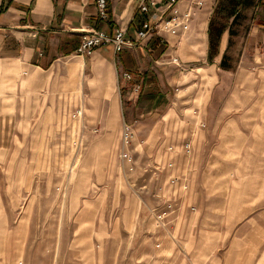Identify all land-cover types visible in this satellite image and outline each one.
<instances>
[{"label":"rangeland","instance_id":"374dc122","mask_svg":"<svg viewBox=\"0 0 264 264\" xmlns=\"http://www.w3.org/2000/svg\"><path fill=\"white\" fill-rule=\"evenodd\" d=\"M124 1L133 9L132 2ZM157 1L152 33L142 43L122 48L147 46L155 62L149 61L152 66L142 72L123 70L129 80L116 71L113 90L120 117L108 151L92 149L100 128L98 123L88 125L87 107L78 103L84 88L77 87L72 104L64 101L54 109L55 103L45 97L53 96L51 88L42 92L32 86L8 87L0 79V264H196L195 246L180 242L200 216L201 198L191 178L194 181L201 171L199 160L217 154L218 144L240 146L264 139V52L243 51L247 29L243 22L223 51L228 69L215 63L216 56L209 63L192 55L196 38L187 43V28L174 34L166 31L163 24L171 15L164 7L168 1ZM220 2L214 0L215 9ZM92 3L95 18L102 26L108 24V0L104 19ZM193 4L188 0L182 8L176 4L172 8L187 12L190 20L194 8L201 6ZM198 13L202 18L206 10ZM136 14L143 16L142 22L143 13L133 11L132 16ZM134 31L126 37L124 30V38L133 39ZM93 32L108 34L104 28L82 32L75 54L88 55L110 45L116 62L122 49L115 52L110 43L78 51L81 37ZM170 34L175 35L174 42L167 40ZM34 95H43L41 105L15 99ZM67 97L65 93L62 100ZM243 111H254L255 119H241ZM189 135L192 156L186 142ZM173 145L180 151H174ZM169 153H177L174 161ZM225 158H229L226 153ZM205 169L211 174L215 168ZM223 169L224 175H230L239 174L240 168ZM171 178H175L172 183ZM218 197L227 198L226 187ZM168 203L173 211L156 219ZM257 221L264 223L260 216Z\"/></svg>","mask_w":264,"mask_h":264},{"label":"crops","instance_id":"0c3cea01","mask_svg":"<svg viewBox=\"0 0 264 264\" xmlns=\"http://www.w3.org/2000/svg\"><path fill=\"white\" fill-rule=\"evenodd\" d=\"M92 2L0 0V79L1 84L8 87L32 86L37 90L40 88L42 92L45 87L51 88L53 96L45 97L46 101L50 102L51 99L55 103L54 109L58 104L60 109L64 101L69 105L76 101L77 87L81 86L84 89L78 96V103H85L87 107L85 114L91 123L88 125L96 126L98 123L100 128L99 138L91 142L92 149L108 151L111 136L117 133L119 127L120 109L113 90L117 80L116 71L142 72L152 66L149 61L153 64L155 61L147 53L151 52L147 46L122 49L115 56L116 62L111 57L110 45L97 47L88 55L75 54L82 32L104 28L106 33L111 34L117 29H124L126 37H131L133 29L139 27L143 18L138 14L132 16V6L124 0H108L110 19L108 24L102 26L94 16ZM213 2L202 0L199 9L194 8L192 12L193 17L186 31L189 33L188 44H192L195 38L197 40V46L191 48L194 49L191 50L192 55H199L209 63L216 56L215 63L218 64L227 47L229 26L231 38L236 35L237 28H242L243 22L247 28L243 51L250 49L253 54L264 52V0H221L216 9ZM175 4L180 9L188 4V0H177ZM202 8L206 14L201 18L198 12ZM217 9L224 14L218 15L215 12ZM234 14L235 22L230 25ZM174 36L170 34L167 40L174 42ZM212 66L215 67L214 64ZM65 93L68 97L62 100ZM43 95L17 96L15 99H20V103L24 99L35 101L39 106ZM9 99L11 102L12 98ZM130 113L131 107L127 109V114ZM239 116L244 120L255 119V112L243 111ZM7 125L9 127V123ZM261 130L264 131V128ZM235 134L239 139L243 136L238 130ZM252 135L256 137L255 133ZM190 137L186 142L192 147ZM218 146L215 149L217 154L199 160L201 171L197 172L194 181L191 178L192 187L201 198L200 216L190 225L180 242L183 245L191 242L195 246L193 262L196 264H264V223L261 221L260 225L257 221L259 216L264 221V169H251L264 168V139L254 140L249 145ZM173 147L174 151H180V148ZM191 150L192 156L193 147ZM176 155L169 153L168 157H173L174 161ZM208 166L215 168L211 174L205 173ZM227 167L229 171L240 168L239 174L224 175L226 170L223 168ZM224 187L227 189L226 199L218 197V191ZM203 200H206L208 207L206 217ZM245 215L252 217L244 219ZM234 224L238 225L233 227Z\"/></svg>","mask_w":264,"mask_h":264},{"label":"built area","instance_id":"2783aa9c","mask_svg":"<svg viewBox=\"0 0 264 264\" xmlns=\"http://www.w3.org/2000/svg\"><path fill=\"white\" fill-rule=\"evenodd\" d=\"M96 7H97V15L104 19L106 17V10L105 5L107 3V0H94ZM128 2H132L134 4L133 11L143 13L145 16L144 20L141 22L140 27L134 29L133 32L134 38L133 39H126L124 38V30L117 29L115 32L111 34H105L103 32H93L91 34L82 36V41L80 43V46L78 47V51H91L92 48L100 46L105 43H110L112 45L113 51H119L123 47L130 48L135 45L136 42L142 43L144 41V38L147 37L150 33L153 31L154 22L156 18V14L154 12L155 7V0H127ZM168 2L164 5L165 10L170 9V17L168 20L163 24V28L174 34L176 31L181 29L188 28L189 23V14L187 12H178L175 8H172V6L175 4L177 0H167ZM156 2H158L156 0ZM191 4L195 3L196 6H200L202 3V0H189ZM193 4V5H195ZM164 10V11H165ZM163 13V12H161ZM160 18V16H158ZM120 78L129 80L130 75L126 71H120L119 73ZM138 89V86H134L133 90L136 91ZM185 154L189 153V147L188 144L184 145ZM121 156H123L121 154ZM175 178H171L170 182H174ZM173 211V204L168 203L165 205V208L157 213L155 218H164L167 217L171 212Z\"/></svg>","mask_w":264,"mask_h":264},{"label":"trees","instance_id":"16d2710c","mask_svg":"<svg viewBox=\"0 0 264 264\" xmlns=\"http://www.w3.org/2000/svg\"><path fill=\"white\" fill-rule=\"evenodd\" d=\"M235 19H236V14L233 15L232 20L230 22V25H232L235 22ZM230 31L231 30H230V26H229V29H228V35H229V37H228V39L230 38V35H232V33ZM219 33H220V31L218 30L217 31V34L219 35ZM228 45H229V40H227V47H228ZM227 47H226V49H227ZM209 57L210 56H208L207 58L210 59ZM225 60H226V54L223 52L222 55H221V58L219 60V63H218V66L220 68H222V69H228L229 68V64H227V62Z\"/></svg>","mask_w":264,"mask_h":264},{"label":"bare ground","instance_id":"6f19581e","mask_svg":"<svg viewBox=\"0 0 264 264\" xmlns=\"http://www.w3.org/2000/svg\"><path fill=\"white\" fill-rule=\"evenodd\" d=\"M109 17V16H108ZM107 20H108V18H107ZM77 53V52H76Z\"/></svg>","mask_w":264,"mask_h":264}]
</instances>
